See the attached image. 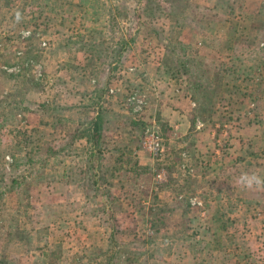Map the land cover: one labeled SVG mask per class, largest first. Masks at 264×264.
<instances>
[{
	"label": "rangeland",
	"instance_id": "obj_1",
	"mask_svg": "<svg viewBox=\"0 0 264 264\" xmlns=\"http://www.w3.org/2000/svg\"><path fill=\"white\" fill-rule=\"evenodd\" d=\"M245 173L264 0H0V264H264Z\"/></svg>",
	"mask_w": 264,
	"mask_h": 264
},
{
	"label": "trees",
	"instance_id": "obj_2",
	"mask_svg": "<svg viewBox=\"0 0 264 264\" xmlns=\"http://www.w3.org/2000/svg\"><path fill=\"white\" fill-rule=\"evenodd\" d=\"M100 110L96 111L95 116H93L91 119H89L87 126L84 128V132L82 134V137L84 140L88 143H90L91 148L89 150V156H96L95 151H98V141L100 139V129H101V116H100ZM96 148V150H95ZM95 150V151H94ZM140 169H145V167H139Z\"/></svg>",
	"mask_w": 264,
	"mask_h": 264
},
{
	"label": "clouds",
	"instance_id": "obj_3",
	"mask_svg": "<svg viewBox=\"0 0 264 264\" xmlns=\"http://www.w3.org/2000/svg\"><path fill=\"white\" fill-rule=\"evenodd\" d=\"M21 18V14L19 12L16 13V19L19 21ZM239 183L242 187L247 189H255V190H264V178L260 177L257 174H242L239 178Z\"/></svg>",
	"mask_w": 264,
	"mask_h": 264
},
{
	"label": "built area",
	"instance_id": "obj_4",
	"mask_svg": "<svg viewBox=\"0 0 264 264\" xmlns=\"http://www.w3.org/2000/svg\"><path fill=\"white\" fill-rule=\"evenodd\" d=\"M150 136L153 137L152 134H150ZM149 147H150V149L153 150V151L156 150V140H155V139H154V143H153V145H152V146L150 145Z\"/></svg>",
	"mask_w": 264,
	"mask_h": 264
}]
</instances>
